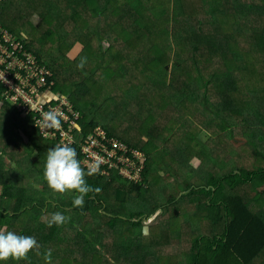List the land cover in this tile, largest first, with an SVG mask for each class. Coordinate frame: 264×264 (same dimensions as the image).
Here are the masks:
<instances>
[{"label": "trees", "instance_id": "obj_1", "mask_svg": "<svg viewBox=\"0 0 264 264\" xmlns=\"http://www.w3.org/2000/svg\"><path fill=\"white\" fill-rule=\"evenodd\" d=\"M26 1L29 9H34L43 18L56 20V28L49 26L48 33L39 40L50 39L57 46L56 50H47L37 44L36 37L24 27L28 19L15 27V20H5L0 13V21L6 29L24 40L29 51L51 68L55 81L53 92L68 97L74 109L80 113L75 133L77 141L67 144L76 148L77 158L85 173L89 169L82 163L84 155L80 143L98 126L105 128L110 137L116 136L145 152L148 162L143 173L144 183H131L116 168L107 175L96 172L86 175V182L99 191L90 192L82 208L74 207L72 192L54 193L43 177L48 149L62 142L43 136L32 114L23 115L0 96V229L5 227L16 232V225L24 216L27 220L18 234L34 236L41 245L40 252L51 249V264H66L67 258H72L73 263L99 264L98 260H102L103 254L110 256L108 249L120 256L118 262L121 264H174L175 260L178 264H255L264 257V208L260 207L261 193L258 192V188L264 186V165L255 163L258 158L264 159L261 151V144H264V87L257 91L249 89L251 93L247 94L248 91L236 78L238 73L243 77L249 75L252 70L250 64L253 62V65H257V54L264 55V22L262 24L259 19L262 17L264 21V0H164L163 6L160 4L162 0H148L151 8L159 12L156 15L159 19L156 20L165 23L158 31V39L154 37L156 34H151L152 26L150 31L149 25L144 26L143 17L148 6L142 0H128L134 5L133 12L120 5L121 0ZM168 1L173 7H166L169 6ZM191 1L196 2L197 10L203 8L202 12L208 17L198 20L200 32L186 34L184 30L178 31L173 45L166 24L169 19L178 22L179 16L193 9ZM13 2L2 1L0 7L4 8L1 7V10ZM157 4L160 6L157 7ZM66 18L74 23L73 29L66 27ZM102 24L107 28H103ZM219 26L228 28L222 38L224 43L214 36V28ZM249 30L254 32V38L242 44V38ZM144 36L149 43L150 59L138 54L146 42L141 43ZM195 38L201 41L196 43ZM104 41L108 43L107 46ZM211 43L215 44L219 67L206 75L202 70L205 66L199 64L201 58H196L195 54L202 46L204 52L208 53ZM79 44H83L79 53L86 54L82 68L78 67L82 63L79 62V55L69 56ZM175 46L177 61L173 64V70L180 67L181 51L186 47L194 50L193 60L197 69L194 78L178 77L169 71L170 61L166 59ZM114 48L119 49L115 52ZM73 62L78 65L72 67ZM125 67L128 72L133 67L140 71L142 77H138L137 81H141L145 75L154 82L163 106L178 113L174 120L180 122L182 128L177 132H184L177 133L182 138V143L175 147L180 155L177 160L168 161V158L172 159L169 155L175 153V148L172 149L167 143V137L163 147L160 145L162 143L150 137L146 143L139 144L132 141L130 136L125 139L120 132L115 133L112 125L104 122L105 117L100 114V109L111 95L98 99L102 90L95 95L93 89L97 85L98 88L100 85L106 87L110 82V90L113 87L112 91L115 92L116 84L126 76ZM143 85L132 84L133 88L118 96H125L127 105L132 106L133 101H140ZM150 115L154 118L153 114ZM184 119L191 121L185 123ZM194 124H200L211 136L207 139L199 136L204 148L202 151L194 150L193 156L201 161L206 159L211 165L207 167L206 175L198 176L195 173L200 172L194 166L193 181L198 186L189 192L184 191L195 183L176 184L167 191L163 187L166 177L174 172L177 175L179 163L185 161L182 158L188 159V149L185 151L183 145L189 148L192 140H198L196 133L204 130L201 128L198 132L189 133ZM236 128L245 133L243 137L245 135L247 141L236 135ZM171 130L173 133L174 130ZM214 133L217 139H214ZM221 135L226 141L229 135L234 145L222 143ZM186 138L189 141H185ZM213 141H217L223 151L229 147V151L223 156L220 148L212 149ZM3 142L7 147L2 146ZM20 145L24 147L18 150ZM147 146H151L152 150ZM241 147L249 148L248 154L241 153ZM5 148H11V153L8 154ZM158 149H162L163 154H156ZM158 167L165 171V176L159 174L155 178ZM159 181L162 184L154 194V184ZM247 188L255 194H251ZM181 193V201L174 202L175 208L178 202L182 204L190 196L198 208L192 209L194 213L190 215L197 216L204 210L211 220L219 223L220 231L205 234L199 233L196 228L194 233L192 222L181 229L174 228V209H171L170 203ZM55 211L63 212L70 219L63 225L48 227L44 216ZM176 215H179V211ZM146 227L150 233H160L158 241L145 234ZM187 245L191 248L182 252L180 248ZM172 247L179 249L178 252L170 254V251H165ZM6 264H45V260L43 256L30 252L27 261H10Z\"/></svg>", "mask_w": 264, "mask_h": 264}, {"label": "rangeland", "instance_id": "obj_2", "mask_svg": "<svg viewBox=\"0 0 264 264\" xmlns=\"http://www.w3.org/2000/svg\"><path fill=\"white\" fill-rule=\"evenodd\" d=\"M2 1L4 0H0V5L2 4ZM14 2L12 4H7L6 9L1 10L0 7V13L3 14L5 16V20H15V27H17L19 25V23H24L27 19L28 21L26 22V25L24 26L25 28L29 29L31 31V35L35 36L36 38V42L37 44L45 49H51V50H56L57 46L54 45L53 41H51L50 39H46L44 41H39L40 39H42L47 33H48V27H54L56 28V20L54 19H45L43 18L40 13H37L34 9H29L30 5L27 3L26 0H13ZM143 3H145L148 6V10L147 12H144V16L143 17V23L144 26L147 24L148 26V30L152 28V33L151 34H156L154 37L156 39H158V31L162 28V26H165V23L163 21L160 20H156L159 19V17H157L156 15L159 13L156 11V8H151V4H149L150 2L148 0H142ZM148 1V2H147ZM159 2V0H156ZM167 1V0H166ZM199 1V0H197ZM120 5H124L126 6V8L128 10H134V5L130 4V2L128 0H121ZM164 0H162V3H160L163 6ZM169 6L166 7H173L171 1L169 2ZM191 7L193 9L189 10V12H186L184 14V16H179V20L178 22H175L174 19H169L168 23L166 24V27L168 29V35L170 36V41H172V44L175 45V40H174V36H176L177 32L180 30H184V32L186 34H190L193 31H199V23L198 20L199 19H205L206 17H208L205 13L202 12L203 8H200V10H197L196 8V2L191 1L190 2ZM160 5L157 4V7H159ZM4 8V7H2ZM162 9V8H161ZM44 10V8H43ZM65 10V9H64ZM66 11V10H65ZM135 12H137L135 10ZM65 13H68L67 11ZM123 13V12H122ZM124 14V13H123ZM175 15L172 13V16ZM261 15V13H260ZM174 17V16H173ZM261 23L263 24V18L259 17ZM96 21V20H95ZM113 21V20H112ZM150 22V23H149ZM170 22V23H169ZM149 23V24H148ZM17 25V26H16ZM103 28H107L106 25L102 24ZM66 27H68L69 29H73L74 28V23L72 22V20L70 18H66ZM207 28V27H206ZM216 29V32L214 34L215 37H219V39H221L223 41V43L225 42L222 38L225 36V33L227 32L226 30L228 28H223L221 26L214 28ZM232 30V27L230 28ZM206 30V29H205ZM150 31V30H149ZM209 31V30H207ZM218 31V32H217ZM257 33V30L255 31ZM24 35L25 34L24 32ZM31 36V37H32ZM81 36V35H80ZM83 36V35H82ZM193 37V36H192ZM143 41L141 43H143L144 41L145 44L141 47V49H139L138 54L142 57H147L148 59L151 58V52H150V48L148 40H146V36L142 37ZM194 38V37H193ZM252 38H254V32L249 30L248 33L245 34V36L242 38V44H245L246 40H251ZM196 43H199L201 41L200 38H195ZM94 42H96V40H94ZM55 43H57V41H55ZM105 46L108 45V43H106V41H104ZM140 43V44H141ZM83 45V44H82ZM82 45H78L76 47V49L73 52L69 53L70 58L74 57V56H78L79 58V62H83V59L85 57L86 54L83 53H79V51L82 49ZM215 44L211 43L210 46V51L208 53L204 52V47H199L200 49L197 51V53L199 54H195L196 58H201L199 64H201V66H205L204 69H202L204 71V73L206 75H209V71H213L215 69H217L219 67V63L218 60L216 59L217 57V53L216 51H214L215 49ZM206 47V46H205ZM119 48H114L113 51L117 52ZM121 50V49H120ZM176 50H177V46L174 47L173 52L170 53V56L167 57V61H170V64L168 65L169 71L172 72L177 75L178 77H187V78H194V76L197 74V69L194 66V60H193V52L194 50L192 48L186 47L184 49V51H181V64L179 65L180 67L175 68V70H173V64L176 60ZM259 57L257 65H253V62L250 64L252 70L249 71V75H244V77L238 73L236 74V78L239 82V84L245 88V90H247V94L251 93L250 90H258L261 89V87H264V55L262 54H257ZM78 65V63L73 62L72 63V67H76ZM261 69V70H259ZM125 71H127L126 67H125ZM131 72H128L125 74L126 76L123 77V79H121L120 83L116 84L115 87V92L112 91L114 90L112 87V90L110 85L111 83L109 82L108 85L105 87H103L102 85L99 86L98 85L95 89H93V92H95V95H97L98 91L99 93L102 92L98 95V99H103L106 95H111L110 98L107 100V102L103 105V107L100 109V114H102V116L105 117V123L106 124H110L112 125V129L115 133H121V135H123V137L125 139L129 138L130 135H133V137L131 138L132 141H135V143H139V144H144L149 140V137L152 139H156V141H158V143H162L160 145H162V147L165 144V140L167 137V143L172 147V149H174L177 145L182 143V138L181 136H179L177 133H183L184 131L181 132H177L178 129L182 128V125L180 122H178L177 120H174V116H177L178 113H175V109L174 111H170L168 107H164L162 104V100L160 98V94H159V90L156 87V84L152 81H150L145 75L143 76V78L141 79V81H137L138 77H142V75H140V71L137 70L136 68H131L130 70ZM172 73V74H173ZM171 76V74H170ZM131 84H130V83ZM140 83L144 84L141 88L143 89L141 91L140 89V101H133L132 102V106H130V104L127 105V101L125 99V96H121V98L118 96L119 94L123 93L125 90H128L129 88H133L131 85L132 84H138V86H140ZM250 89V90H249ZM112 91V92H111ZM124 94V93H123ZM151 103H154L153 106H150ZM168 106V105H167ZM131 110H135L134 112H132L129 108H131ZM117 108V111H116ZM125 109V110H124ZM127 109V110H126ZM169 111H168V110ZM153 114L154 118H152L153 116L150 115ZM194 120V119H193ZM190 120L184 119L185 123L190 122ZM197 125L196 128H194ZM194 128V129H193ZM201 125L200 124H194V126L192 128H190L189 133H195L198 132L201 129ZM173 129V133L171 132ZM204 129V128H202ZM235 132L237 133L236 135L242 137L244 140L247 141V137L244 135L243 137V131L240 128H236ZM188 133V132H187ZM120 135V134H119ZM185 135L187 136L188 134L185 133ZM202 135V139H207L211 136V134L209 133V131L207 130H203L201 131L200 134L195 135L196 139H198L196 142L192 140L191 146L189 148H187V145L184 144L183 148L188 149V161L185 158H182V160H185L181 163H179L180 167V171L176 173H178L177 175H175V172L166 177L165 179V184L163 185V187L165 186V189H167V191H169L168 188H172L173 186H176V184H179V186H183V185H187L189 182L190 183H195L193 180H195L194 178V172H193V168L194 166H196V169L200 172V173H195L196 176L198 175H202L205 174L207 172V167H209L211 165V163L206 160L203 159L202 161L198 158H194V150H198V151H202L203 150V145L201 144V141L199 140V136ZM210 135V136H209ZM214 139H217V136H215V133L212 134ZM192 136V135H191ZM221 137L223 138V136L221 135ZM141 139V140H139ZM148 139V140H147ZM155 141V142H156ZM185 141H189L187 138ZM205 141V140H204ZM202 141V142H204ZM231 141V142H229ZM206 142L211 143L210 140H206ZM2 143V142H1ZM222 143H225V145L230 144L231 146L234 145V141L231 140V138L229 137V135L227 136V141L224 140V138L222 139ZM8 145V144H7ZM4 147L6 146V142H3ZM9 146V145H8ZM21 146V145H20ZM212 149H216L218 150L220 148L221 152L223 153V156L227 153V151H229V147H225L224 152L222 150V146L220 147L217 141H213L212 144ZM224 146V145H223ZM240 146V145H239ZM238 146V148H239ZM261 146L263 147L261 149V151L264 153V144H261ZM12 148V146H9ZM24 146L18 147V150L23 148ZM11 148H5L6 151L9 153H11ZM148 149L152 150L151 146H147ZM241 150H243V154H248L249 152V148H240ZM0 151H2V147L0 146ZM163 150L162 149H158L155 153L156 154H163L161 153ZM175 153L173 155H169L172 159L168 158V161H174L177 160V156L180 157V155L178 154V150H176L175 148ZM196 151V152H198ZM239 152V151H238ZM10 157V156H9ZM162 158V157H160ZM156 159L157 161L160 160ZM167 162V160H166ZM256 164L258 163L259 165H264V159L262 158H258L255 162ZM157 165H159L158 163H156ZM157 174L155 175V178L158 177V175H162L165 176V171L163 169H160L158 167L157 170ZM206 175V174H205ZM205 175L203 176L205 179ZM201 179V178H200ZM199 180V179H198ZM197 180V181H198ZM203 180V179H201ZM182 183H180V182ZM159 184H162L159 182H155L154 186L156 188H153V192L154 194H157V192L155 191L157 188H159ZM195 184H192L193 186L187 190L184 191L189 192L192 188H195V186H198ZM204 184V183H203ZM40 186V185H39ZM251 194H255L254 191H251L249 188H247ZM185 190V189H183ZM183 192V193H184ZM258 192L261 193V199L259 201L260 207L264 208V186L259 187L258 188ZM122 195L125 196V193H122ZM181 194L176 195L173 199V201L170 203L171 204V209L173 210L172 213L174 215V219H173V227L178 229H181L183 227H185V225H187L186 223H190L192 222V226L194 227V233H196V228H198V232H204L205 234H214L215 232H219L221 228L219 226V223H217L216 221L211 220L207 214L205 213L204 210H202L199 214H197V216L194 214L190 215L192 213H194V211H192V209H198L197 206L191 201V197L187 196L182 202V204H179V202L177 203V208H175L174 206L176 204H174V202L177 201H181ZM201 197H204V194H201ZM178 198V199H177ZM189 205H188V204ZM173 204V205H172ZM169 207V208H170ZM54 208V207H53ZM179 208H181L179 210ZM54 211V210H53ZM179 211V215H176V212ZM50 214L51 213H47L44 216V220L46 222H48V220L50 219ZM200 215V216H199ZM25 216H28V214H26ZM196 217V218H194ZM199 217V218H198ZM209 218V219H208ZM191 219V220H189ZM27 220V219H26ZM25 217L23 216L21 218L20 221H18V224L16 225V233L19 232V230L23 227V224L25 223ZM3 229H6L5 227ZM219 229V230H216ZM145 234L150 237V239L156 240L158 241V237H160V233H156V232H152L150 233V229L148 227L145 228ZM152 234V235H150ZM120 238V235H118ZM161 239V238H159ZM190 245L181 247L180 249H183L182 252L184 251H188L190 249ZM179 249L177 248H170L169 250H165L170 251L169 253H176V251L178 252ZM107 252L109 253L110 256H107L106 254H103L102 256V260H98L99 264H121V262H118L120 259V256H116L113 251L111 249H108ZM119 252V251H117ZM167 253L168 256H170V254ZM179 255V253H178ZM264 256V255H263ZM263 258V262L262 264H264V257ZM72 258H67L65 259L66 264H79L76 262H72L71 261ZM187 261H189V258ZM175 260V259H174ZM12 260L7 261L6 263L10 262ZM174 264H178V261H173ZM64 263V262H63Z\"/></svg>", "mask_w": 264, "mask_h": 264}, {"label": "built area", "instance_id": "obj_3", "mask_svg": "<svg viewBox=\"0 0 264 264\" xmlns=\"http://www.w3.org/2000/svg\"><path fill=\"white\" fill-rule=\"evenodd\" d=\"M53 72L24 40L6 29L0 21V96L23 115H33L40 133L62 143H74L80 113L68 97L54 93ZM46 113L59 120V126L45 121ZM82 163L96 173L109 174L116 168L131 183H144L143 173L148 156L116 136H109L98 126L80 143Z\"/></svg>", "mask_w": 264, "mask_h": 264}, {"label": "clouds", "instance_id": "obj_4", "mask_svg": "<svg viewBox=\"0 0 264 264\" xmlns=\"http://www.w3.org/2000/svg\"><path fill=\"white\" fill-rule=\"evenodd\" d=\"M78 67L82 68L83 62ZM44 119L50 122L51 126H59V120L52 113H46ZM77 156L76 148L67 143H60L49 148L43 165V177L49 189L54 193L72 192L73 206L82 208L85 197L90 192H98L99 189H93L85 179L86 175H93L95 169H90L85 173ZM68 219L70 218L61 211L52 212L48 227L63 225ZM40 247L41 245L34 236L0 229V264H6L9 260L27 261L30 252L43 256L45 264H51L52 250L46 249L40 252Z\"/></svg>", "mask_w": 264, "mask_h": 264}, {"label": "crops", "instance_id": "obj_5", "mask_svg": "<svg viewBox=\"0 0 264 264\" xmlns=\"http://www.w3.org/2000/svg\"><path fill=\"white\" fill-rule=\"evenodd\" d=\"M133 137V135H130V138H132ZM134 138V137H133ZM148 140V139H147ZM142 146V145H141ZM263 260V258H260L258 261H257V263L255 262V264H262V261ZM176 261V260H175Z\"/></svg>", "mask_w": 264, "mask_h": 264}]
</instances>
